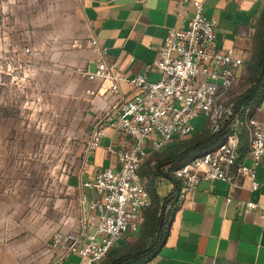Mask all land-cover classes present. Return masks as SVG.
Instances as JSON below:
<instances>
[{
  "label": "built area",
  "instance_id": "obj_1",
  "mask_svg": "<svg viewBox=\"0 0 264 264\" xmlns=\"http://www.w3.org/2000/svg\"><path fill=\"white\" fill-rule=\"evenodd\" d=\"M218 26L216 19L205 15L204 2H195L187 26L168 28L165 42L158 48L154 64L159 72L157 80L145 75L129 78L105 57L98 61L95 71H84L88 80L107 84L106 92L116 96L95 122L87 156L100 147L106 130L111 129L122 138L117 146L107 149L119 167L105 168L91 181H81V221L75 230L53 240V247H61L62 258L75 254L78 264H99L122 239L140 231L153 203L140 178L141 166L151 152L192 136L196 117L206 119L205 128L211 134L224 133L214 147L173 170L177 192L168 209L181 206L203 181L219 180L233 188L238 176H246L252 180L251 190L259 189L257 169L264 159V123L252 112L264 113V99L244 113L236 108L233 91L243 59L234 49L219 48ZM91 44L104 56L95 35ZM31 53L29 46L23 50L24 55ZM122 82L132 85L133 91L123 93ZM98 93L102 95L100 90ZM242 128L249 137L253 167L240 160ZM87 189L95 195L89 197ZM240 205L250 209L257 206L253 201Z\"/></svg>",
  "mask_w": 264,
  "mask_h": 264
},
{
  "label": "rangeland",
  "instance_id": "obj_2",
  "mask_svg": "<svg viewBox=\"0 0 264 264\" xmlns=\"http://www.w3.org/2000/svg\"><path fill=\"white\" fill-rule=\"evenodd\" d=\"M91 37L76 0H0V264H50L61 250L54 238L81 221L80 178L96 118L70 53L73 44L92 46ZM41 62L46 85L38 79ZM56 64L64 90L55 82ZM247 89L236 88L235 98ZM192 125L201 134L206 119ZM156 154L146 159L151 175L142 179L163 196L170 180L159 178ZM142 232L143 226L117 247L149 245Z\"/></svg>",
  "mask_w": 264,
  "mask_h": 264
},
{
  "label": "crops",
  "instance_id": "obj_3",
  "mask_svg": "<svg viewBox=\"0 0 264 264\" xmlns=\"http://www.w3.org/2000/svg\"><path fill=\"white\" fill-rule=\"evenodd\" d=\"M76 1L92 31V36L98 38L105 50L102 56L91 45L78 46L70 53L75 60L73 64L85 76L86 87L82 91V96L87 99L95 121L115 102L116 96L106 92L107 84L102 86L100 81L88 80L84 71L86 69L95 71L98 61L105 57L108 62L115 64L121 74L129 78L145 75L150 80H157L159 72L154 64L158 48L165 42L168 28L186 27L194 14L195 2L198 1L204 2L205 15L218 22L219 48L234 49L236 55L243 59V64L237 71L236 88L245 84L247 92L253 86L252 71L259 68L258 62L264 46V0ZM59 60L58 54L56 61ZM17 61L20 62L19 59ZM57 64L55 68L53 67L56 72L55 82L58 88L60 86L64 90V83L60 84V67ZM40 65L38 79L40 82L44 80L46 85L48 80L43 71H47V67H44L43 62ZM27 66L30 67L26 70L32 71L33 66ZM35 70L38 69L34 68ZM262 74L264 75V68ZM120 86L125 94L133 91L132 85L128 83L122 82ZM71 89H76V85H72ZM99 90L102 95L98 93ZM259 91V98L248 105L240 104L236 108L244 113L249 107L260 103L264 99V85ZM238 98L235 99V105ZM252 115L264 123V113L252 112ZM244 129H241L243 134L246 132ZM121 139L119 133L111 129L106 130L100 147L92 151L87 158L86 172L82 173L80 183L91 181L105 168L118 169L117 159L107 149L110 145L117 146ZM154 153H161V150L151 152L150 156ZM240 160L249 167L254 166L249 137L246 135L241 139ZM145 161L139 171L142 182H144L142 178L151 175L149 170L145 171ZM171 167L170 163L159 167L161 170L159 178L163 181L170 180L168 191L162 196L156 190H150L152 199L157 196L156 200L158 199L162 205L160 211L165 223L161 228L163 229L161 238L158 237L153 245L158 246L157 252L147 263L264 264V159L257 169V181L260 183L258 190H251L252 180L246 176H238L237 186L233 188L219 180L203 181L194 193L174 210L168 209L177 192ZM87 193L90 197L95 195L90 189H87ZM248 201H253L257 206L250 209L240 205V202ZM128 238L134 237H125ZM118 244L113 250L121 247H117ZM61 255L62 250L55 251L50 264L79 262V257L75 254L66 258H62Z\"/></svg>",
  "mask_w": 264,
  "mask_h": 264
},
{
  "label": "trees",
  "instance_id": "obj_4",
  "mask_svg": "<svg viewBox=\"0 0 264 264\" xmlns=\"http://www.w3.org/2000/svg\"><path fill=\"white\" fill-rule=\"evenodd\" d=\"M258 67L259 68H255L252 71L253 86L245 94L239 96L236 106H239L243 103L248 105L250 102L254 101L260 96L259 89L264 85V75L262 74V69L264 68V46L261 58L258 62ZM223 133L224 131L211 134L205 130L201 134L194 133L188 138L175 140L163 151V153L156 154L158 157H162L159 160L158 165L170 163L172 165L171 171L173 173V170L177 167L218 144L223 136ZM246 133L247 132L244 134L247 137L248 135ZM244 134L241 133V139L245 138ZM160 172L161 170H159V173ZM154 198L155 199H152V206L146 211V219L141 235L142 239H146L151 243L146 245L145 242H141L140 246L136 248L127 245L116 250L112 249L109 252L107 258H105L101 264H146L148 261L153 259L158 248L157 245H153L158 237L161 238L163 232V229H161V221L163 216L160 211L162 209V205H160V201H158V199L156 200V198H158L157 196H154ZM164 223L165 221L163 220V224Z\"/></svg>",
  "mask_w": 264,
  "mask_h": 264
},
{
  "label": "water",
  "instance_id": "obj_5",
  "mask_svg": "<svg viewBox=\"0 0 264 264\" xmlns=\"http://www.w3.org/2000/svg\"><path fill=\"white\" fill-rule=\"evenodd\" d=\"M162 225H163V218H162V221H161V228H162ZM148 249H150V248H148Z\"/></svg>",
  "mask_w": 264,
  "mask_h": 264
}]
</instances>
